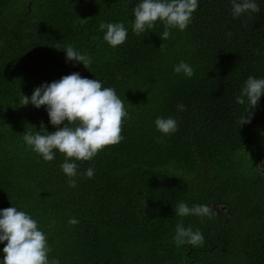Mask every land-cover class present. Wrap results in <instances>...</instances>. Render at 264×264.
Masks as SVG:
<instances>
[{"label": "trees", "instance_id": "obj_1", "mask_svg": "<svg viewBox=\"0 0 264 264\" xmlns=\"http://www.w3.org/2000/svg\"><path fill=\"white\" fill-rule=\"evenodd\" d=\"M137 2L0 0V208L31 214L60 264H264V96L243 125L247 109L235 100L249 75L264 77V0L239 18L230 0H199L187 29L164 40L159 20L132 32ZM101 21H122L127 40L109 46ZM54 46L91 55V70ZM181 60L191 78L173 72ZM72 72L114 88L129 113L119 143L76 161V187L62 153L46 161L23 140L41 122L56 130L46 108L18 105ZM157 116L175 117L178 130L162 134ZM181 201L207 204L213 215L178 216ZM181 221L203 234L202 246L175 244Z\"/></svg>", "mask_w": 264, "mask_h": 264}, {"label": "clouds", "instance_id": "obj_2", "mask_svg": "<svg viewBox=\"0 0 264 264\" xmlns=\"http://www.w3.org/2000/svg\"><path fill=\"white\" fill-rule=\"evenodd\" d=\"M230 3L231 15L234 18L246 13L260 12L257 0H230ZM198 7L199 0H138L131 9V15L134 17L132 32L136 35L145 33L153 29L159 20L164 25L160 36L163 40L167 39L172 29H187ZM99 30L103 33V41L113 48L127 40L129 31L122 21H101ZM160 47H163V44ZM56 48L66 52V61L82 62L91 70V55L81 53L71 46ZM173 72L191 78L194 68L181 60L173 65ZM262 96L264 77L249 75L241 86L240 94L235 97L236 102L245 105L247 109L240 117L241 125L251 122L254 116V111L251 110L259 105ZM29 103L36 108L44 106L49 123L56 126V130L49 131L41 122L39 130H25L23 140L29 149L46 161L54 160L57 151L62 153L65 159L61 169L69 177L70 187L77 185L76 161L91 160L105 146L119 143L123 139V120L129 115L114 88L103 87L99 79L83 77L79 72L63 75L51 82H43L34 88L30 96L23 93L22 98H18L19 106ZM177 108L185 110V105L178 104ZM65 121L67 123H64ZM154 123L156 129L164 135L173 134L178 130V121L172 116H157ZM162 139V136L156 137L157 142ZM84 175L92 178L94 168H87ZM174 212L181 217L191 215L201 219L213 215L211 207L207 204H193L190 207L184 201L175 206ZM68 223L77 224L78 220L69 218ZM173 240L178 247L185 244L195 247L202 246L204 236L199 230L194 231L191 226L185 227L181 221L176 225ZM0 243H4L0 251L5 254L0 259V264H60L58 258L49 259L51 246L48 243V235L38 226V221L13 204L0 208Z\"/></svg>", "mask_w": 264, "mask_h": 264}, {"label": "rangeland", "instance_id": "obj_3", "mask_svg": "<svg viewBox=\"0 0 264 264\" xmlns=\"http://www.w3.org/2000/svg\"><path fill=\"white\" fill-rule=\"evenodd\" d=\"M261 167H263V168H264V161H263V165H261Z\"/></svg>", "mask_w": 264, "mask_h": 264}]
</instances>
